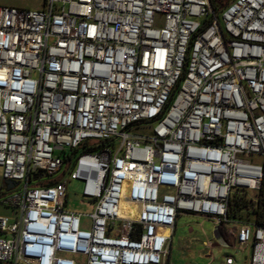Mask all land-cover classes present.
Returning <instances> with one entry per match:
<instances>
[{"label": "built area", "instance_id": "built-area-1", "mask_svg": "<svg viewBox=\"0 0 264 264\" xmlns=\"http://www.w3.org/2000/svg\"><path fill=\"white\" fill-rule=\"evenodd\" d=\"M0 169V263L165 264L190 215L264 264L227 217L264 180V0L0 6Z\"/></svg>", "mask_w": 264, "mask_h": 264}, {"label": "rangeland", "instance_id": "rangeland-1", "mask_svg": "<svg viewBox=\"0 0 264 264\" xmlns=\"http://www.w3.org/2000/svg\"><path fill=\"white\" fill-rule=\"evenodd\" d=\"M44 0H0V6H12L27 10H38L43 6ZM253 159V162H258ZM1 174V169H0ZM61 173L53 176L62 178ZM66 180V208L79 209L87 211L84 206L79 205V194L77 182ZM89 211V210H88ZM10 210L0 205V215H10ZM182 239L190 244V249L183 250ZM211 241L215 244L212 248H205L203 242ZM218 244V245H216ZM207 250L211 251V258L207 260L205 254ZM169 260L166 264H226L227 259L231 260V264H249L251 257V248L247 247L243 251L239 248L230 246H222L217 242L214 234V226L209 221L199 216L182 215L177 218L175 232L172 236V243L169 250ZM202 256L192 257L191 263L187 257L189 254H198ZM5 264V263H0Z\"/></svg>", "mask_w": 264, "mask_h": 264}, {"label": "trees", "instance_id": "trees-1", "mask_svg": "<svg viewBox=\"0 0 264 264\" xmlns=\"http://www.w3.org/2000/svg\"><path fill=\"white\" fill-rule=\"evenodd\" d=\"M229 0H210L211 8L219 12ZM254 199V200H253ZM227 217L230 221L248 222L264 227V180L256 193L234 190L229 202Z\"/></svg>", "mask_w": 264, "mask_h": 264}, {"label": "crops", "instance_id": "crops-1", "mask_svg": "<svg viewBox=\"0 0 264 264\" xmlns=\"http://www.w3.org/2000/svg\"><path fill=\"white\" fill-rule=\"evenodd\" d=\"M175 228H176V225H175V227H174V229H173V232H172V234H171V237H170V240H169V243H168V255L166 256V258H165V264L168 262V261H170L169 260V255H170V253H169V250H170V247H171V243H172V236H173V234H174V232H175ZM183 246L181 247V249H183V250H186V249H190L191 247H190V244H188L186 241H185V239H182V243H181ZM215 244H213V246H214ZM216 245H218V244H216ZM230 246V245H229ZM230 247H232V246H230ZM235 248V247H234ZM194 256H197L198 258H201V254L200 253H198V254H189L188 255V257H187V259H188V261L191 263V261H192V257H194ZM205 257H207V260H208V258L210 259L211 258V251L210 250H207V253L205 254ZM206 264H208V263H206Z\"/></svg>", "mask_w": 264, "mask_h": 264}, {"label": "water", "instance_id": "water-1", "mask_svg": "<svg viewBox=\"0 0 264 264\" xmlns=\"http://www.w3.org/2000/svg\"><path fill=\"white\" fill-rule=\"evenodd\" d=\"M5 183H6L7 187H12V186L17 184V183H13L12 181H9V180H6Z\"/></svg>", "mask_w": 264, "mask_h": 264}]
</instances>
